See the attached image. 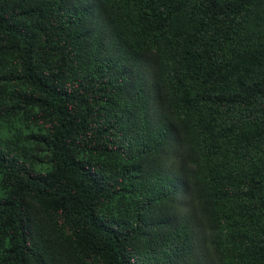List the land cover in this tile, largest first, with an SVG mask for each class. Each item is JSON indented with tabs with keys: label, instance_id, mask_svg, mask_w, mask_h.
<instances>
[{
	"label": "trees",
	"instance_id": "1",
	"mask_svg": "<svg viewBox=\"0 0 264 264\" xmlns=\"http://www.w3.org/2000/svg\"><path fill=\"white\" fill-rule=\"evenodd\" d=\"M263 1L0 0V264H264Z\"/></svg>",
	"mask_w": 264,
	"mask_h": 264
},
{
	"label": "rangeland",
	"instance_id": "2",
	"mask_svg": "<svg viewBox=\"0 0 264 264\" xmlns=\"http://www.w3.org/2000/svg\"><path fill=\"white\" fill-rule=\"evenodd\" d=\"M256 16V23L250 31H256L262 34V30H264V1L260 4ZM195 207L197 208L196 204ZM187 215L189 217H187ZM192 216L194 219L190 218ZM181 219L193 225L192 230L198 235L197 243H199V246L196 249L198 257L206 264H221V257L218 254L219 247L216 242L218 239L211 232V227L206 223V220H202L198 216L190 214L189 207L184 210ZM163 252L164 249L159 246L152 254L138 255V261L140 264H165L166 261L162 254Z\"/></svg>",
	"mask_w": 264,
	"mask_h": 264
}]
</instances>
